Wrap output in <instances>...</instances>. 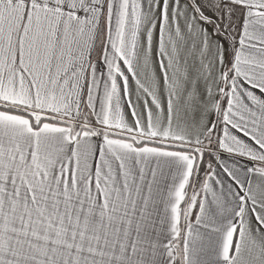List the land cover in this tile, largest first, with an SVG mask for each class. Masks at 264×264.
I'll return each mask as SVG.
<instances>
[{
  "label": "snow or ice",
  "instance_id": "snow-or-ice-1",
  "mask_svg": "<svg viewBox=\"0 0 264 264\" xmlns=\"http://www.w3.org/2000/svg\"><path fill=\"white\" fill-rule=\"evenodd\" d=\"M0 264H264V0H0Z\"/></svg>",
  "mask_w": 264,
  "mask_h": 264
}]
</instances>
